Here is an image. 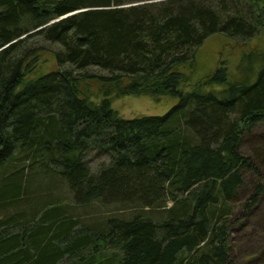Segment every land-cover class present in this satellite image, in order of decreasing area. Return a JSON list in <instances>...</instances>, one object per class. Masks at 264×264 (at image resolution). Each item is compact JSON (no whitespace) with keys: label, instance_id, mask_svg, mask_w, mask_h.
<instances>
[{"label":"trees","instance_id":"trees-1","mask_svg":"<svg viewBox=\"0 0 264 264\" xmlns=\"http://www.w3.org/2000/svg\"><path fill=\"white\" fill-rule=\"evenodd\" d=\"M215 35L263 37L264 0H0V264H232V221L264 195V48L185 89ZM32 39L53 72L30 75ZM95 79L173 106L123 120L80 95Z\"/></svg>","mask_w":264,"mask_h":264},{"label":"rangeland","instance_id":"rangeland-1","mask_svg":"<svg viewBox=\"0 0 264 264\" xmlns=\"http://www.w3.org/2000/svg\"><path fill=\"white\" fill-rule=\"evenodd\" d=\"M27 46L39 49V51L28 59L31 64V76L48 74L56 69V64L53 58L52 50L55 47L42 43L38 39H32ZM264 48V36L253 42L243 45L235 41L228 40L222 36L215 35L208 38L204 45L198 50L196 56V67L193 71H183L185 89L190 90L196 83H203V81L218 67H226L229 81H234L239 77L238 69L242 65L244 54H248L255 48ZM90 75H104L105 73H89ZM107 88V89H106ZM78 90L82 97L90 100L101 99L105 96L104 91L109 92L111 96V107L118 116L123 120H133L142 117H158L167 114L173 102L167 98H162L156 102L149 97H119L116 93L117 88L100 85L95 80L82 81L79 84ZM102 96V97H101ZM264 134V125L255 130L256 137ZM261 145H259V148ZM250 146L244 144L243 150L250 153ZM93 173L97 172L100 166L108 164V157L106 155H98V152H92L87 158ZM261 179L259 180L264 187V167L260 168ZM255 175L248 174L249 181L257 180ZM68 200V199H64ZM64 202V201H63ZM170 206V203H168ZM86 217V213L82 210L76 211ZM102 216L108 217L115 214V210L109 208L101 211ZM232 234L229 239V257L232 264H262V256H264V195L260 203L253 209L251 215L247 219L241 216L234 217L232 221Z\"/></svg>","mask_w":264,"mask_h":264}]
</instances>
